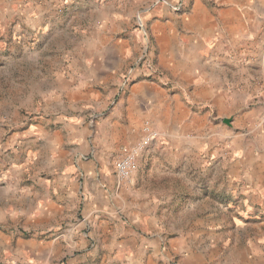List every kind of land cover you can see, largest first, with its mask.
Listing matches in <instances>:
<instances>
[{"label":"crops","instance_id":"crops-1","mask_svg":"<svg viewBox=\"0 0 264 264\" xmlns=\"http://www.w3.org/2000/svg\"><path fill=\"white\" fill-rule=\"evenodd\" d=\"M109 2L111 7L107 5L103 10L99 8L102 4L95 0L92 13L87 14L89 19H93L95 13L105 16V29L81 31L83 36L78 46L65 53L72 73L63 79L68 78L71 84L57 89L58 101L64 103L70 97L82 102L83 107L76 108L77 115L71 120L62 119L65 112L47 113L46 119L32 129V134L42 138V141L36 138L32 141L48 145L49 164L46 166L53 167L52 164L68 156V164L77 170L75 179L65 170L59 182L67 195L61 202L42 203L37 209L30 205L31 215L34 219H44L60 212L71 213L82 197L87 213L99 218L95 219L93 228L95 243L91 240L85 243L81 238L76 241L87 264H165L177 251L184 255L187 264H264V240L250 239V244L240 248L227 263L224 261L229 258L226 249L233 240L224 231L216 233L211 242L200 240L201 233L197 231L190 232L193 224L217 221L219 217H208L214 215L213 207L207 206L206 213L187 219L189 226H177L175 217L166 223L161 217L164 206L160 194L147 188L149 178L152 181L167 173L175 179L187 167L192 171L202 166L204 174H208V161L202 155L217 156L223 145H233V151L249 145L251 152L259 151L254 155V176L264 189V154L260 151L264 148V135L255 133L253 137L242 130L248 121L242 123L234 113L236 103L252 95L247 93L246 87L256 88L252 93L260 94L259 97L264 94V32L260 34V28L257 29L258 23L264 20V0H217L215 9L204 0H196L193 9L184 17L157 12L153 31L159 69L153 73L130 68L140 47L138 35L129 30L134 16V10L128 7L131 0L119 9L117 0ZM258 70L261 74L256 76ZM123 72L127 75L125 83L129 80L131 84L102 121L104 127L98 133L104 132L109 145H113L116 141L133 142L144 133L143 126L148 120L164 129L166 139L141 155L142 167L148 165L152 170V175L140 177L142 189L121 188L112 182L111 175L105 177L98 151L92 159L78 158L84 157L82 153L86 151L85 145L77 144L78 137L82 136L90 145L84 106L95 98L108 101L115 95ZM146 74L152 77L146 78ZM64 94H68L65 99ZM226 117H232L231 122ZM52 123L56 124L53 129L48 126ZM160 150L167 154L165 163L171 169L159 171L158 167L163 164L156 154L161 155ZM144 154L147 159H142ZM196 159L200 163L193 164ZM241 162L238 158L231 167L235 181L247 174L246 170L242 171ZM214 165L221 167L217 159ZM89 178L98 181L96 189L88 186ZM168 208L172 210L170 205ZM190 208V212H194L195 208ZM174 210L172 212H177ZM116 212L126 216V224L117 225ZM99 226L103 228V235L98 232ZM197 243L195 250L189 248L190 244L196 247ZM85 245L92 248H85ZM55 246L66 249L69 243L61 241Z\"/></svg>","mask_w":264,"mask_h":264},{"label":"rangeland","instance_id":"rangeland-1","mask_svg":"<svg viewBox=\"0 0 264 264\" xmlns=\"http://www.w3.org/2000/svg\"><path fill=\"white\" fill-rule=\"evenodd\" d=\"M109 1L96 0V3L102 4L99 8L106 10L107 5L111 7ZM128 1L117 0V9L127 6ZM195 1L131 0L128 7L134 10V16L129 30L138 35L140 47L130 68L138 67L151 73L158 71L153 31V20L158 17L156 13L166 11L184 17L193 9ZM204 1L213 9L216 8L217 0ZM94 2L95 0H0V264H87L84 252L79 249L76 241L81 238L85 243H90V240L95 243L93 228L95 219L99 218L87 213L82 197L77 208L70 210L71 213L60 212L44 219H34L28 208L32 204L37 209L42 203L61 202L67 194L59 182L60 175L68 170L71 179H75L77 173L76 167L68 164V156L66 160L62 158L60 162L52 164L53 167H47L48 145L35 144L32 141L34 138L38 141H42V138L32 134V129L46 119L47 113L54 115L60 111L65 112L62 119L66 120L67 117L71 120L75 119L73 115H77L76 108L83 107L82 102H75L70 97L64 103L59 102L60 94L57 89L71 84L67 81L68 78L63 79V76L67 77L72 73L65 53L74 51L78 46L80 37L83 36L81 31L94 29L100 32L107 25L105 16L100 13H95L93 19L87 17L95 7ZM259 28V33H263L264 20L258 23L257 29ZM262 51L264 52V45ZM126 72L122 73V83L116 86L115 95L108 101L95 98L84 106L85 121L90 128V145H87L82 136L78 137L77 144L86 147V151L82 153L84 157L78 158L92 159L98 151L105 177L111 175L112 182L121 188L138 189L142 187V174L147 177L152 175L150 166L142 167L141 155L166 139L164 129L152 120L144 123V126H154L160 136L147 144L138 155L131 182L118 178L116 164L126 149L142 140L143 134L131 143L116 141L109 145L106 134L98 133L104 127L102 121L118 103L120 96L126 94L131 84L129 80L125 83ZM259 74L258 70L256 76ZM144 76L150 78L152 74ZM246 90L252 95L240 99L234 113L238 114L242 123L246 119L248 121L242 130H247L253 137L255 133L264 135V94L260 97V94L254 95L252 92L255 93L256 88L253 86L246 87ZM67 95L64 94V99ZM247 112L249 114L245 116ZM226 120L231 122L232 117H226ZM48 126L53 129L56 124ZM233 147L223 145L217 156L211 153L202 155L208 161V174H204L202 166H197L192 171L187 167L178 178L171 179L164 173L152 181L149 178L147 182V188L160 194L164 206L161 217L166 223L175 217L177 226H189L186 224L187 219L206 213L207 206L214 208V215L210 214L208 217H219L217 221L204 225L193 224L190 232L197 231L201 233L200 240L205 242L209 239L211 242L216 233L224 231L233 240L226 249L229 258H224V261L227 263L234 259L240 248L250 244V239L256 237L264 240V189L255 180L253 166L254 155L259 151L251 152L249 145L234 151ZM260 151L264 154V148ZM159 152L161 155L157 153L156 156L163 164L158 167L159 171L171 169L165 163L168 160L167 154L162 153V150ZM146 154L142 159H147ZM148 157L150 159L152 155ZM238 158L243 164L242 171L246 170L247 174L235 181L232 179L231 167ZM216 159L221 167L214 165ZM195 163L200 162L196 159L193 164ZM69 184L72 185L71 182ZM97 184L98 181L94 178L88 179L91 189H96ZM169 205L177 212L169 210ZM191 206L195 208L192 213L189 210ZM115 217L118 218V226L127 223L126 216L123 217L122 213L116 212ZM98 232L103 235V228L100 229L99 226ZM61 241H67L69 246L66 249L55 246V243ZM198 244L196 247L190 244L189 248L195 250ZM84 247L92 248L90 245ZM52 251L54 252L50 257ZM165 264L187 263L184 255L177 251L169 261L166 259Z\"/></svg>","mask_w":264,"mask_h":264},{"label":"built area","instance_id":"built-area-1","mask_svg":"<svg viewBox=\"0 0 264 264\" xmlns=\"http://www.w3.org/2000/svg\"><path fill=\"white\" fill-rule=\"evenodd\" d=\"M143 131L142 140L126 149L116 164V173L120 180L132 181L138 155L146 148L147 144L154 142L160 136V132L151 124L145 125Z\"/></svg>","mask_w":264,"mask_h":264}]
</instances>
